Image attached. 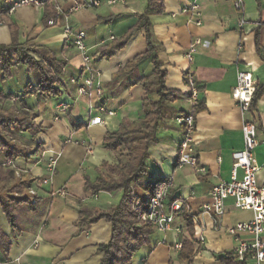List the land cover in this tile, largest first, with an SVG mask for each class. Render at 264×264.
<instances>
[{"label":"crops","instance_id":"0c3cea01","mask_svg":"<svg viewBox=\"0 0 264 264\" xmlns=\"http://www.w3.org/2000/svg\"><path fill=\"white\" fill-rule=\"evenodd\" d=\"M19 1L0 0V45L15 42L42 47L64 60L65 68L58 99L42 100L27 93L38 84L39 74L23 65L13 67L10 77L0 74V110L24 105L36 113L34 122L41 128L33 139L17 126L11 130V137L22 152L14 160H8L0 147V177L13 171L17 179L29 182L28 190L34 189L38 199L32 207L18 203L14 208L15 227L0 207V232L9 243L6 255L0 246V264H99L103 257L100 247L110 241L112 225L103 218L96 222L82 219L84 215L109 211L116 201L114 192L94 193L87 183L97 181L100 174L106 173V166L115 165L121 158L120 150L124 148L107 149L106 136L122 126L143 123L149 103L157 99L155 93L147 94L144 87L154 80L152 56L117 75L147 51L143 29L134 31L124 48L110 55H105L103 49L137 24L147 0H98V6L72 11L67 19L71 1L60 2L58 13L52 0H39L40 6L14 7ZM235 1L162 0V12L148 17L153 54L159 70L165 72L164 88L182 95L162 104L155 140L147 147V174L139 194L149 195V180L172 176L169 198L187 203L198 220L196 230L202 232L204 242L199 243L185 231L178 235L156 230L133 255L131 264H220L215 256L233 252L236 246L228 228L253 218L251 211L237 209L231 198L226 199L221 216L203 212V206L210 202L211 189L231 178V155L243 148L241 127L245 121L254 120L257 124L260 145L255 156L261 166L257 180L260 186L264 185V59L260 55L264 51V0H241L240 10L235 8ZM54 17L56 23L48 25L47 21ZM242 19L245 23L239 28ZM66 26L72 33L86 34L93 75L102 88L100 97L79 96L77 84L70 82L71 78H79L81 60L72 37L64 34ZM195 39L200 44L189 62L186 55ZM240 44L242 49L238 50ZM239 70L250 71L262 87L248 113L241 112L231 96ZM186 72L191 73L199 89L195 147L204 174L190 167H175L177 145L182 139L176 119L192 109L184 82ZM52 157L57 158L56 172L50 183L40 185L48 177L46 166ZM241 175L239 170L238 176ZM56 190H64L65 195L51 197L49 193ZM115 194L122 196L119 191ZM173 224L184 227V211L175 215ZM184 240L193 251L189 259H182L180 248L176 247Z\"/></svg>","mask_w":264,"mask_h":264},{"label":"trees","instance_id":"16d2710c","mask_svg":"<svg viewBox=\"0 0 264 264\" xmlns=\"http://www.w3.org/2000/svg\"><path fill=\"white\" fill-rule=\"evenodd\" d=\"M162 7V0H147V5L137 24L123 37L118 40L114 39L108 47L103 49L105 55H110L114 51L124 48L134 31L143 29L147 51L136 57L130 65L126 66V69L120 70L117 75L127 73L137 63L152 56L154 80L144 87H146L147 94L149 92L155 93L157 99L149 103V108L144 113L143 123H138L135 126H122L119 130L106 136L104 146L113 151L124 148L125 161H122V158L118 159L115 165L105 167L106 173L100 174L97 181L87 183V187L94 193L119 191L122 195L120 202L109 211L91 217L84 215L82 219V221L96 222L103 218L112 225L110 241L100 247L103 257L99 264H131L133 255L144 246L148 237L156 231L152 225L138 219L137 213L132 209V203L134 198L140 200L141 203L145 202L146 195L139 194V186L147 174V147L150 142L155 140L159 128L158 121L163 114L162 104L165 101H172L175 96L182 95L177 91H168L164 88L165 72L159 70L156 57L153 54L155 47L151 42L148 17L161 13ZM260 55L264 59L263 51ZM17 65H23L30 71L39 74L38 84L35 88H29L30 91L27 93L35 94L42 100L46 97L60 95L58 85L61 84V76L64 73V60H60L42 47L21 46L15 42L10 45H0V74L10 77L11 69ZM261 93L262 87L257 86L253 105ZM198 110L196 108V112ZM35 118L36 113L24 105L19 108L11 107L0 110V147L3 148L8 160H14L22 155L21 149L14 143L8 130L17 126L21 132H27L33 139L41 131V128L34 122ZM162 179L164 177L149 180L147 190L151 191L154 184ZM29 186L28 181L17 179L13 171H8L4 177H0V207L12 227H15L14 208L18 203L25 202L30 207L37 204V197L27 192ZM191 216V214L187 215L184 212L185 225L183 228L190 237L193 236L194 228ZM3 238L0 232V246L6 255L9 243ZM190 246L188 241H183L180 247L182 259H189L193 255ZM185 250L187 254H184ZM215 257L220 264H247L245 261H238L234 251L221 253Z\"/></svg>","mask_w":264,"mask_h":264},{"label":"built area","instance_id":"2783aa9c","mask_svg":"<svg viewBox=\"0 0 264 264\" xmlns=\"http://www.w3.org/2000/svg\"><path fill=\"white\" fill-rule=\"evenodd\" d=\"M71 1L72 7L67 10L68 13L76 11L80 8H90L99 5L98 0H52L53 7L58 13L60 11V2ZM115 3V0L109 1ZM33 4L40 6L39 0H20L15 3L18 5ZM241 0H236L234 6L237 10L241 9ZM193 9L197 10L198 6L193 4ZM56 23V17L49 19L47 24L52 26ZM244 20H240L239 28H243ZM199 24V22H197ZM64 34L69 38L72 37V45L76 49L81 60L79 78H71L70 82L77 84V94L79 96H87L91 99L93 96L100 97L102 88L100 82L95 79L93 73V58L88 52L85 44L86 34L84 32L72 33L71 28L66 26ZM113 39V37H111ZM200 44L199 39H195L188 48L186 58L189 62L193 61V55ZM242 49V45L238 46V50ZM264 55V51H263ZM81 79V80H79ZM78 80L81 82L78 85ZM184 82L188 89L192 109L179 116L176 122L182 130V139L177 145L176 168L190 167L196 173L204 174L205 169L201 167L195 147L196 132V106L199 89L196 81L190 72L184 74ZM257 81L254 79L250 71L239 70L236 76V85L231 90V96L236 101L241 112H251L253 108L254 95L257 89ZM60 106H63L61 104ZM90 109L92 105H89ZM112 115V112H109ZM257 124L254 120L245 121L242 124L241 132L243 137V148L232 153L231 178L229 181H222L216 184L210 191V202L203 206V212L221 216L224 213L225 201L228 198L233 200L234 206L239 210L251 211L253 218L250 221L240 222L228 228V233L235 239L236 246L234 249L235 256L238 261H253L255 264L264 263V185L258 184L257 175L261 169L258 164L255 150L260 145L258 141ZM77 144V142L75 143ZM264 154V141L261 143ZM57 158H50L47 163L48 177L43 179L40 185L50 183L56 172ZM242 171L241 177L238 171ZM172 176H167L161 181L154 184L149 195L145 198V202L134 198L132 209L138 215L141 222L152 225L157 231L166 233L174 231L181 235L184 231L183 227L174 226L175 215L184 211L190 215L187 203L181 199H170V191L173 186ZM28 193L35 196V190L30 189ZM51 197L64 196V190L51 191ZM192 215V214H191ZM193 223V236L197 238L199 243L204 242L202 232L197 231V218L191 216ZM181 247V244L176 246Z\"/></svg>","mask_w":264,"mask_h":264},{"label":"rangeland","instance_id":"374dc122","mask_svg":"<svg viewBox=\"0 0 264 264\" xmlns=\"http://www.w3.org/2000/svg\"><path fill=\"white\" fill-rule=\"evenodd\" d=\"M76 50V49H75ZM77 52V51H76ZM52 98H56V99H58L59 98V96H52ZM1 101H0V105H1ZM175 124L174 123H172V126H174ZM13 128H15V126H13L11 129H9L8 130V133H9V135L10 136H12V132H11V130L13 129ZM15 130V133H17L18 132V130L17 129H14ZM14 138H15V136H14ZM124 150H120V157L122 158L121 160L123 161H125V159L124 158H126L125 157V152H123ZM134 189H136V188H134ZM116 192H114L113 193V198L115 199V201H116V205L119 203V201H120V199H121V197H119L118 198V196H117V194H115ZM23 206V205H22Z\"/></svg>","mask_w":264,"mask_h":264}]
</instances>
